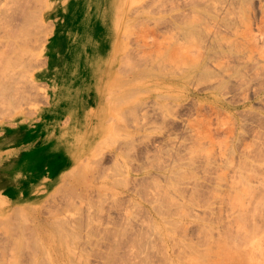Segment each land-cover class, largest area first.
Segmentation results:
<instances>
[{
    "label": "rangeland",
    "instance_id": "374dc122",
    "mask_svg": "<svg viewBox=\"0 0 264 264\" xmlns=\"http://www.w3.org/2000/svg\"><path fill=\"white\" fill-rule=\"evenodd\" d=\"M10 3L0 264H264V0Z\"/></svg>",
    "mask_w": 264,
    "mask_h": 264
},
{
    "label": "bare ground",
    "instance_id": "6f19581e",
    "mask_svg": "<svg viewBox=\"0 0 264 264\" xmlns=\"http://www.w3.org/2000/svg\"><path fill=\"white\" fill-rule=\"evenodd\" d=\"M15 2V0H5V2H7V4H5V5H2L1 7H2V10L4 11H2L1 10V12L0 13H2L3 12V14L5 15L6 13L5 12H7L8 13V11L10 10V8H11V6L9 7L8 5H13L12 3H10V2ZM38 1V0H37ZM43 2V1H42ZM38 4H40V2L38 3ZM36 6V5H35ZM36 8H38V7H36ZM27 9H30V8H27ZM35 10V9H34ZM32 13L34 12L33 11V8H32ZM11 12V11H10ZM2 14V15H3ZM31 14V13H30ZM35 14V13H34ZM3 15V18H1L0 17V29H1V31H2V35H1V37H0V46L3 44H5L6 42H9V44H10V42H11V44H14V46L13 45H11L10 44V46H7V44H5L7 47L6 48H8V47H11L12 46V48L10 49L11 50V52H13V55L11 54V53H8L7 52V49H6V51L5 52H7V54H8V56H14L15 57V54H14V51L15 52H17V50L18 51H20V52H17V53H25L26 51L24 50V51H22L21 49H20V46H21V43H20V41L21 40H18L19 38H20V36H19V38L18 39H16L15 37H17V36H15L16 35V32H11L10 30V26H9V22H10V19H7L5 16ZM31 15H33V14H31ZM83 15V14H82ZM1 16V15H0ZM7 16V15H6ZM33 16H35V15H33ZM10 17V16H9ZM32 17V16H31ZM4 18H6V19H4ZM30 18V17H29ZM75 18V17H74ZM33 19V18H32ZM40 19V18H39ZM31 20V19H30ZM38 20V19H37ZM37 20H35L36 22H37ZM34 21V20H33ZM32 22V21H31ZM30 23V22H29ZM44 23V22H43ZM21 24V23H20ZM41 24V23H40ZM77 24V23H76ZM76 24H75V26H76ZM43 25H45V24H43ZM73 25V24H72ZM19 27V26H18ZM23 27V26H22ZM80 27V26H79ZM85 27V26H84ZM61 29V28H60ZM88 30V29H87ZM73 32V31H72ZM80 32V31H79ZM90 31H88V33H89ZM69 33V32H68ZM84 33V32H83ZM82 33V34H83ZM15 34V35H14ZM81 34V33H80ZM86 34V33H85ZM21 35V34H20ZM71 35V34H70ZM64 36V35H63ZM29 37V36H28ZM61 37V36H60ZM99 37H100V41H99V43H100V50L101 51H99V53H100V57H102L104 60H109L110 58H109V56H107L106 57V52L109 50V49H111V47H114L115 46V44H116V35H114V34H111V35H109V37L106 39V37H105V32L103 31V29H101V31H100V35H99ZM3 38V39H2ZM23 39V38H22ZM66 39V38H65ZM77 39V38H76ZM26 41V40H25ZM70 41V40H69ZM78 41V40H77ZM79 42V41H78ZM66 43V42H65ZM27 44V43H26ZM64 39L61 37V38H59V43H58V46H57V48H55V50H54V52L55 53H57V54H59V55H64ZM70 44V43H69ZM81 44V43H80ZM3 45L1 46V47H3ZM24 46V45H23ZM66 46V45H65ZM14 47V48H13ZM15 47H17V49H15ZM107 47H108V50H107ZM5 49V48H4ZM4 49H3V51H4ZM28 49V48H27ZM36 49V48H35ZM12 50H14V51H12ZM29 50V49H28ZM68 50V49H67ZM72 50V49H71ZM99 50V49H98ZM4 52V53H5ZM3 53V52H2ZM67 53V52H66ZM6 54V53H5ZM4 54V55H5ZM26 54V53H25ZM25 54H23V55H25ZM19 54H17L16 55V57H15V59H11L10 60V57H9V59L6 57V55H5V57H3L2 58V56L3 55H1L0 54V72L1 71H5V72H7L8 70H10L14 65V67L13 68H15L16 67V62H17V60H19V56H18ZM11 56V57H12ZM22 55H20V57H21ZM32 56V55H31ZM66 56V55H65ZM5 58V59H4ZM17 59V60H16ZM62 59V58H61ZM23 62V61H22ZM21 62V63H22ZM19 63H20V61H19ZM22 65V64H21ZM25 65V64H24ZM62 60H59L58 62L56 61V62H54L53 63V66H51V68L49 69V73H47L49 76H50V80H51V85H53L54 86V91H53V93H52V96H51V100H50V106H51V108L53 109H56L57 108V106H58V103H59V99H60V94L58 93L57 94V90H56V88H55V86L58 84V82L60 81V79H61V72H62ZM24 67V66H23ZM22 68V67H21ZM37 75L38 76H40V75H42V73H37ZM79 79V78H78ZM73 81V80H72ZM71 85H73V84H71ZM87 93V92H86ZM80 95H81V93H80ZM80 95H79V97H80ZM64 97H66L65 95H63ZM76 98V99H73V100H71V99H69L68 100V98L66 97V103H65V111L67 112L68 110V114H72L73 113V110H71V107L70 106H72V105H79V104H81V103H83V99H84V97H80V98ZM61 105V104H60ZM68 108V109H67ZM82 108V107H81ZM81 108L77 111V112H75V115L72 117V120H71V122H70V126H76L77 125V128H76V132H80L79 133V136L81 135V132H83L82 131V127H84L83 125V119H82V113L80 112L81 111ZM98 109V108H97ZM88 113V112H87ZM91 119V118H90ZM79 122H78V121ZM89 121V120H88ZM78 122V123H77ZM78 124L80 125L81 124V128L78 126ZM90 124V123H89ZM75 128V127H74ZM94 128V127H93ZM84 129V128H83ZM86 132V131H85ZM82 138H80L81 140L79 141V149H83L84 147H85V145L88 143L87 142V138H85L84 137V135L83 136H81ZM70 143L71 144H68L67 146H66V149L67 148H69L71 145H73L74 144V142L73 141H70ZM84 151V150H83ZM244 185H246V184H244ZM247 188V187H246ZM244 189V188H243ZM244 197V196H243ZM220 248V247H219ZM227 250V249H226ZM230 250H231V248H230ZM229 250V251H230ZM223 251V250H222ZM231 251H233V250H231ZM230 251V252H231ZM237 251V250H236ZM235 251V252H236ZM250 251V250H249ZM238 252V251H237ZM222 253V252H221ZM226 253V252H225ZM223 254V253H222ZM233 254H235V253H233ZM232 254V255H233ZM237 254V253H236ZM232 255H228L229 256V258H230V256H232ZM238 255V254H237ZM246 255H247V253H246ZM221 256V255H220ZM223 256V255H222ZM225 257H226V259H227V256L226 255H224ZM248 256V255H247ZM219 257V256H218ZM242 257V256H241ZM240 257V258H241ZM243 257H244V255H243ZM250 256H248V258H249ZM252 257V256H251ZM233 258H234V256H233ZM245 258H247V257H245ZM248 258H247V260H248ZM224 259V258H223ZM223 259H221V260H223ZM244 259V258H243ZM242 259V260H243ZM214 260V259H213ZM225 260V259H224ZM218 261H219V258H218ZM231 261V260H230ZM235 261V260H234ZM245 262H248V261H246V260H244ZM215 262V261H214ZM239 262V261H238ZM243 262V261H242ZM216 263H218V262H216ZM221 263H222V261H221ZM220 263V264H221ZM237 263V262H236ZM240 264H241V262H240ZM249 264V263H248Z\"/></svg>",
    "mask_w": 264,
    "mask_h": 264
}]
</instances>
